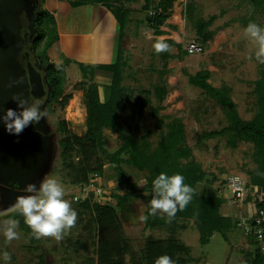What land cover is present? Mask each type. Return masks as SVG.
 <instances>
[{"label":"rangeland","instance_id":"1","mask_svg":"<svg viewBox=\"0 0 264 264\" xmlns=\"http://www.w3.org/2000/svg\"><path fill=\"white\" fill-rule=\"evenodd\" d=\"M143 3V0H138L137 3L130 5L134 10L131 17L138 20V23L141 21V24L130 25L125 31L127 36L122 39L125 43L123 50L128 66L124 74L123 87L129 88L133 95L131 103L121 112L120 120L129 134L142 137L149 133V139L156 142L158 136L166 131V124L175 118L182 119L185 145L192 150V160L199 163L207 175L216 178L210 181L212 190H217L225 200L222 214L230 216L236 223V227L225 237L215 233L209 243L204 246L199 242L200 235L195 229L193 221H183L184 229L179 230L176 236L180 242L190 248V256L198 260L199 264H247L246 255L253 253L254 245L251 243V235L244 231V224L237 214V207H240V204L246 200L239 204L235 203L231 192L221 181L222 179L227 181L229 176H238L248 184V172L254 168L250 159L252 145L240 143L235 150H231L226 147L225 140L221 138L205 143L197 142V137L201 133L218 131L226 126V119L220 106L206 98L200 89L189 85L188 76L195 75L201 70H208L211 74L208 83L215 88L222 85L230 87L231 98L237 105L239 116L243 120L251 119L256 110L253 82L259 79L260 70L264 69V64L255 59V45L245 37L244 29L250 22L264 27V15L256 11L249 0H176L172 16L174 18L180 16L177 25L182 29L179 35L181 39H176L182 43L183 50L193 42L201 44L193 29L194 22L184 16V11L190 4L194 6L195 18L204 20L215 18L209 27V31H214V37L205 44L201 54L189 55L180 60L175 59L168 62L167 69L170 73L163 78L167 94L161 102L162 110L154 118L151 116L150 107L158 106V102L151 95L149 96L151 106L146 105L144 91H152L153 86L157 84L158 76L155 69L163 68L164 61L160 59L159 53L155 52V43L152 42L151 32L148 31L145 24H142L146 16L140 11ZM66 7L70 9L64 4L54 5L51 0L45 2L43 0V4L39 2L38 9L48 11L59 22L66 13ZM87 9L89 10V8ZM102 10L95 8L94 19L90 24V38L77 35V26H75L78 23V30H83L81 33L83 34L90 21L86 10L81 13L83 20L80 24L78 22L80 14L72 16L71 22L68 21L72 35L66 36L61 41L58 31L53 28L46 36V40L57 39L53 47L48 50L47 56L50 63L64 67V93L72 95V99L65 109L57 108L45 113L46 135L50 138L49 158L44 171L32 184H38L41 179H56L63 188V198L77 212L76 224L67 230L59 240L52 237L37 238L34 235V243H31L18 225L16 228L18 238L8 241L4 236V231L8 227L7 221L11 220L8 216L18 210L14 206L8 207L4 203L5 187L0 183V252L7 251L10 254V264H41L40 256L43 258L44 264H98L97 241L94 239L95 237H89L87 232L89 216L85 211L78 209L77 203L81 201L74 203L73 199L75 196H83V201L93 195L92 190H99L97 200L93 196L92 201L106 203L108 200L105 196L103 197V194L106 196L114 194L122 181L118 171L124 172L128 176L130 185L134 183L137 187L134 191L126 192L122 186V190L119 191L120 195L126 194L129 200L127 204L131 213L125 216L120 212L119 216L122 222L123 238L129 243L132 251L140 253L144 248L147 236L159 239L167 237V233L164 231L144 230L148 203L144 200V193L141 191L145 185L143 173L127 164H120L119 168H116V165H110L105 160L103 175L97 177L99 188L91 187V182L79 187L71 184V178L64 168L60 156L58 142L64 137L60 130V122H65L68 131L76 136H82L86 131V112L82 91L84 87H80L78 84H96L100 90L101 99L108 93L110 76L106 75L107 73H96L91 81L83 78L78 67L79 64L86 66L92 62L110 63L116 56L119 48L118 31L112 26L110 17L103 16L105 13ZM73 20L75 21L73 22ZM177 27H175L176 30ZM43 47L44 43L39 47L40 50ZM172 52L175 54L176 50L174 49ZM250 55L252 59H249ZM19 63L24 68L25 64ZM142 106L144 108L141 111L140 107ZM155 122L160 124V130L156 128ZM120 145L121 141L115 134L105 131L104 151L107 153L106 157L117 151ZM103 157L105 158V155ZM77 161L78 158L74 157L73 162L76 164ZM34 194L24 191L22 195ZM252 199L253 205H256L257 198L253 197ZM256 211L257 207L255 214ZM262 243L264 242H259V244ZM125 262L130 264L129 256L125 258ZM0 264H3L2 257H0Z\"/></svg>","mask_w":264,"mask_h":264},{"label":"trees","instance_id":"2","mask_svg":"<svg viewBox=\"0 0 264 264\" xmlns=\"http://www.w3.org/2000/svg\"><path fill=\"white\" fill-rule=\"evenodd\" d=\"M46 0H44L45 2ZM59 3H67L72 9L81 6H100L106 8L113 15L118 25L119 48L115 59L110 64H79V70L83 78L93 81L96 73L105 72L110 76V84L105 102L100 99L98 86L94 83L78 85L83 86V98L86 112V131L82 136H76L67 129L65 122H60V130L64 137L58 142L60 156L64 168L68 171L71 184L75 186H85L94 176L103 175L105 160L110 165L127 164L136 171L145 175V185L141 189L144 193V200L150 203L153 198L152 181L161 173L181 174L184 182L193 189L192 199L182 210L177 211L176 215L169 219L164 214L152 215L149 209L145 212L144 230H158L167 233L164 239L147 236L144 248L140 253H134L129 243L123 238L122 222L120 220L121 207L129 202L126 194L120 195L119 191L136 190L133 183L130 185L128 176L118 171L122 178L117 186V191L109 196L103 194L108 200L106 203L93 202V195L88 199L77 203L81 211H85L88 216L87 232L89 237H95L97 241L96 253L98 264H126L125 258L130 257V264H154L157 257L168 255L174 264H199V261L190 256V248L177 238L179 230L184 229L183 221H193L195 229L199 232L201 245H207L215 233L222 234L224 237L236 227L232 218L222 217L220 207L224 199L214 194H203L198 190L199 184L215 180L203 171L201 165L192 160V150L185 145V132L183 121L180 118L172 119L166 124L165 132L161 133L156 142L149 139V133L139 137L129 134L121 122V112L131 103L133 92L129 88L123 87L124 74L127 66V59L124 57V50L121 47L125 31L130 25L138 26V20L131 16L134 10L132 4L138 0H51ZM176 0H143L141 12L146 14L142 24L154 34H159L162 27L172 14V8ZM43 4V0H39ZM256 11L264 15V0H249ZM194 6L186 7L184 16L194 22L193 29L201 42L203 48L214 37V31H209V27L214 21V17L204 20L195 18ZM36 29L32 35L30 47L32 53L41 61V66L45 70L47 81V97L45 113L54 111L57 108L65 109L72 95L64 93V67L49 62L48 50L57 42L46 40V36L53 28L57 31L56 20L51 13L38 9ZM51 14V15H50ZM48 17V18H47ZM54 29V30H55ZM48 33V34H47ZM169 45L167 51L160 52V59L164 61V67L155 69L158 82L151 90H145V104L151 106L149 96L153 95L158 102V106L150 107L151 116L156 118L158 112L162 110L161 102L167 92L163 78L170 71L167 69L168 62L189 56L186 49H182L181 44L174 41H163ZM44 47L40 50L41 44ZM176 48V56L170 54V50ZM204 49V48H203ZM31 53V55H32ZM208 70H201L195 75L188 76V83L194 88L200 89L204 96L211 99L216 105L222 108L226 119V126L218 131L203 132L198 135L197 142H207L209 140L224 139L225 145L231 150H235L240 143L252 145L250 159L254 164L248 172L249 187H257L264 193V69L260 70L259 79L253 82V94L256 98L255 113L251 119L243 120L237 110V105L231 98V88L222 85L219 88L213 87L208 83L210 78ZM143 106L140 110H143ZM156 128L161 129L158 122ZM105 131L115 134L121 141V145L113 154L106 157L104 151ZM105 155V158L103 157ZM77 157L75 164L73 158ZM221 183L226 186V181ZM211 185V184H210ZM151 191V192H150ZM150 192V193H149ZM92 193V192H91ZM93 194V193H92ZM113 199V200H112ZM247 200V199H246ZM114 202V203H113ZM258 208L264 209V202L257 204ZM8 217L19 221V227L34 243V234L25 226L24 218L18 211L11 213ZM251 224V220L247 223ZM248 236V235H247ZM251 243L254 245L253 253H247V264H264V253L259 242L250 236ZM40 263L44 264L40 256Z\"/></svg>","mask_w":264,"mask_h":264},{"label":"water","instance_id":"3","mask_svg":"<svg viewBox=\"0 0 264 264\" xmlns=\"http://www.w3.org/2000/svg\"><path fill=\"white\" fill-rule=\"evenodd\" d=\"M38 7V0H0V115L8 108H16L18 100L31 103L40 99L45 117L47 81L41 61L34 66L27 63L24 68L18 62L24 39L29 37L31 43ZM46 133L44 119L19 136L6 134L0 125V183L5 187L3 200L8 207L14 206L16 198L23 194L18 188L32 184L44 171L50 146ZM129 208L128 204L122 205L121 213L129 215Z\"/></svg>","mask_w":264,"mask_h":264},{"label":"clouds","instance_id":"4","mask_svg":"<svg viewBox=\"0 0 264 264\" xmlns=\"http://www.w3.org/2000/svg\"><path fill=\"white\" fill-rule=\"evenodd\" d=\"M244 35L255 45V59L264 64V27L250 22L244 29ZM169 45L163 40L154 44L156 53L167 51ZM252 59V56H249ZM43 101L36 99L29 103L18 100L16 108H8L0 115V125L6 134L19 136L23 131L32 126L35 127L44 119L42 112ZM20 192L35 193L34 195H19L14 201V207L20 216L24 218V224L37 237H52L61 239L63 234L73 227L77 221V212L70 203L63 198L64 191L56 179H41L38 184H28ZM193 189L185 184L184 176L161 172L152 181V194L148 209L150 214H164L167 218H173L177 211L185 208L192 199ZM8 227L4 236L8 241L18 238L16 228L19 221L11 219L7 221ZM3 264H10L11 256L7 251L0 252ZM154 264H174L168 255H162L155 259Z\"/></svg>","mask_w":264,"mask_h":264},{"label":"crops","instance_id":"5","mask_svg":"<svg viewBox=\"0 0 264 264\" xmlns=\"http://www.w3.org/2000/svg\"><path fill=\"white\" fill-rule=\"evenodd\" d=\"M53 3H54V5H56L59 2L53 1ZM61 4H64L65 6H68L67 3H61ZM87 8H89V10ZM95 8L103 9L102 11H104V13H105V14H103V16H109L110 19H111V21H112V23H111L112 26L115 27L116 30L118 31V25H117L116 20L114 19L113 15L110 13V11H108L104 7H100V6H90V5L81 6V7H78L76 9H72V8L68 9V7H66V9H65L66 13H64V17L61 19V21H59V22H58V20L56 21V24L58 22V24H57L58 30L57 31H58V34L60 35L59 37L61 38V41L66 36L73 34L70 31V27L68 25V21L71 22L72 21V19H71L72 16H76L77 14H80V16L78 18V22L80 24L81 21L83 20V18H81V13L84 12V10H86L85 12H88L89 19H90V21L88 23L89 25L84 29L83 34H81L83 30H80V29L78 30V23L75 26H77V35H82V36H86L87 38H90L91 37L90 36V34H91V29H90V26L91 25L90 24L93 22V19H94ZM172 15H173V13L171 14L170 18L166 21V23L162 27L159 28V32H160L159 34H154L152 32V30H148L149 32H151V37L153 38L152 39V42L153 43H156L158 40H161L162 39L163 41H165V40H171V41H174L176 44H182V43H179L177 41L178 38L181 39L179 35H180L181 31H182L181 26H178L177 25L178 24V21L180 20V16L178 18L177 17L174 18ZM82 17H83V15H82ZM172 17H173V20L171 19ZM74 21L75 20H73V22ZM175 27H177V30H176ZM79 28H80V26H79ZM126 36L127 35H125V37ZM124 44L125 43L122 41L121 42L122 49H124V47H125ZM174 49L176 50V53L175 54L172 52ZM170 54L176 56L178 54L177 49L176 48H172L170 50ZM110 63H112V62H110ZM110 63H95V62H92V63H88L87 65H89V64H110ZM99 92H100V90H99ZM100 99H101V95H100ZM105 100H106L105 97L103 99H101L102 102H105ZM203 183L199 184V186H198V190L201 193L211 195V194H214L217 191V190H212V185H210L209 183H207V182H203ZM216 193H218V195L221 196V194H219L218 191ZM252 201H253V199L249 196L244 203L240 204V207H237L238 217H239V219H241V222L244 225L246 223H248L250 220H252V218L255 216V213L254 212L256 210V207H255V204L253 205ZM223 207H224V203L220 207V215L222 217H229L230 218V216H227V214H225V215L222 214V211L224 209ZM263 244L264 243L259 244V245L261 246L262 252L264 253V246H263Z\"/></svg>","mask_w":264,"mask_h":264},{"label":"built area","instance_id":"6","mask_svg":"<svg viewBox=\"0 0 264 264\" xmlns=\"http://www.w3.org/2000/svg\"><path fill=\"white\" fill-rule=\"evenodd\" d=\"M186 51L189 55L201 54L203 52V48L201 47V45L193 42L192 44L186 47ZM89 182H91V187L97 186V177L94 176L90 179ZM226 187L227 190L231 192L232 199L235 203H242L249 196L251 198H257L258 203H256L255 205L257 207L255 217L251 220V224L246 223L244 225V231L248 235L253 236L258 242H264V209L258 208L257 206V204H261L264 202V193L256 187H248L247 183L243 179H241V177L238 176H229L226 181ZM97 188L99 187L97 186L96 189ZM91 192H94L93 196L97 200V197L99 195L97 192H99V190H92ZM82 199L83 196H75L73 200L74 203H77L78 201L82 202Z\"/></svg>","mask_w":264,"mask_h":264},{"label":"flooded vegetation","instance_id":"7","mask_svg":"<svg viewBox=\"0 0 264 264\" xmlns=\"http://www.w3.org/2000/svg\"><path fill=\"white\" fill-rule=\"evenodd\" d=\"M23 25H24V27L26 26V23L24 21H23ZM28 39H29V37H27V38L24 39L23 50H22V52L20 53V55L18 57V62H23L25 65L27 63H31L33 66L35 64H40L39 63L40 62L39 58H37L32 53V46L31 47L29 46L30 44L28 43ZM31 53H32V55H31ZM42 71H43L42 72L43 75H45V70L43 69V67H42Z\"/></svg>","mask_w":264,"mask_h":264}]
</instances>
